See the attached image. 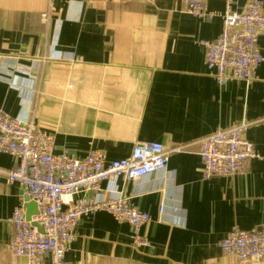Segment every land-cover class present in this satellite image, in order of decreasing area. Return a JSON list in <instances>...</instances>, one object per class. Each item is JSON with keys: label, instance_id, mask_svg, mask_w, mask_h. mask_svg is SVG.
Here are the masks:
<instances>
[{"label": "crops", "instance_id": "crops-1", "mask_svg": "<svg viewBox=\"0 0 264 264\" xmlns=\"http://www.w3.org/2000/svg\"><path fill=\"white\" fill-rule=\"evenodd\" d=\"M222 29L220 17L196 18L180 0H0V108L53 135L56 153L95 148L118 160L138 142L171 151L169 170L117 181L150 214L152 246L133 247L130 224L99 211L79 222L68 264H241L219 242L232 228L264 226V62L251 84L219 85L203 41ZM258 48L264 55V32ZM242 123L260 158L242 174L204 179L200 140ZM15 165L0 152L1 170ZM24 198L19 184L0 182V264L27 263L9 248Z\"/></svg>", "mask_w": 264, "mask_h": 264}, {"label": "built area", "instance_id": "built-area-1", "mask_svg": "<svg viewBox=\"0 0 264 264\" xmlns=\"http://www.w3.org/2000/svg\"><path fill=\"white\" fill-rule=\"evenodd\" d=\"M180 1L184 11L196 18L223 20L220 35L203 41L207 70L218 84L235 80L251 84L256 80L257 70L264 62L258 48L264 32V1L250 0L242 10H234L235 0H224V12L211 10L209 0ZM247 127L242 123L200 140L204 179L242 174L249 159L260 158L245 137ZM0 152L16 160L14 168L0 169V182L19 184L26 197L15 206L10 218L14 235L9 245L14 255L27 260L26 264L45 257H50L52 264H68L66 254L79 222L99 211L130 224L133 247L152 246L143 233L150 214L138 208L133 197L120 190L117 181H136L169 170L171 151L162 143L138 142L129 156L118 160H109L103 150L95 148L78 158L67 151L56 153L53 135L0 108ZM30 201L37 204L38 213L28 220L25 205ZM163 209L161 206L160 211ZM219 246L241 264H264V226L253 231L232 228Z\"/></svg>", "mask_w": 264, "mask_h": 264}, {"label": "water", "instance_id": "water-1", "mask_svg": "<svg viewBox=\"0 0 264 264\" xmlns=\"http://www.w3.org/2000/svg\"><path fill=\"white\" fill-rule=\"evenodd\" d=\"M27 218L31 220V217L34 213H38L37 204L35 202H30L27 204ZM33 225L38 226L37 223L33 222ZM42 231V228H39Z\"/></svg>", "mask_w": 264, "mask_h": 264}]
</instances>
